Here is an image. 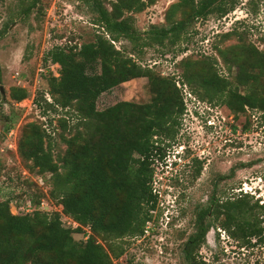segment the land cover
Listing matches in <instances>:
<instances>
[{
  "label": "trees",
  "instance_id": "obj_1",
  "mask_svg": "<svg viewBox=\"0 0 264 264\" xmlns=\"http://www.w3.org/2000/svg\"><path fill=\"white\" fill-rule=\"evenodd\" d=\"M76 1L91 14L98 31L89 42L55 46L46 53L45 62L57 65L58 75L49 74L47 93L34 98L39 109L62 112L57 122L63 148L54 154L50 136L34 122L21 128L16 143L19 160L28 171L47 177V198L61 209L41 212L40 199L34 196L28 201L30 212L12 215L8 200H0V264H112L124 254V239L143 236L156 207L153 163L162 161L165 148L175 141L184 105L174 76H163L141 62L150 49L180 46L196 21L222 18L234 6L233 0H177L165 9L162 23L141 32L132 14L154 0H107V6L104 0ZM14 2L19 20L35 9L41 12L36 8L40 0ZM242 35L232 30L220 36L238 40L216 50L226 76L219 74L215 58L205 56L185 57L175 66L181 84L196 99L224 106L233 119L246 110L264 116V50L245 43ZM141 78L151 96L148 103L120 101L97 110L101 94ZM9 96L19 102L27 91L13 87ZM251 199L243 193L219 202L212 193L195 211L193 231L181 250L183 262L205 264L196 252L215 223L240 248L250 245L251 238L264 243L258 226L264 208ZM61 215L76 227L64 228ZM73 234L84 239L75 241Z\"/></svg>",
  "mask_w": 264,
  "mask_h": 264
},
{
  "label": "rangeland",
  "instance_id": "obj_2",
  "mask_svg": "<svg viewBox=\"0 0 264 264\" xmlns=\"http://www.w3.org/2000/svg\"><path fill=\"white\" fill-rule=\"evenodd\" d=\"M176 1L154 0L132 14L135 27L143 32L150 24L162 23L165 9ZM233 2V9L222 18L209 16L196 21L180 46L150 49L141 62L163 76H174L184 112L175 141L165 148L163 160L153 163L156 207L151 211V220L143 236L124 239V254L112 264H185L181 250L193 231L195 211L212 193L215 200L223 202L247 192L251 200L258 198L264 208V116L246 110L233 119L224 106L196 99L181 84L175 67L182 58L205 56L215 58L219 74L226 76L216 50L238 43L232 36L221 40L222 34L232 30L242 33L245 43L264 50V0ZM14 4V0H0V200H8L12 215L30 212L28 201L34 196L40 199L41 212L59 213L61 207L47 198V177L42 179L27 170L16 155V143L21 128L34 122L45 128L54 154L63 148L57 122L62 112L44 111L34 104L38 94L47 93L48 75H58L57 65L45 62L44 57L52 47L91 41L98 29L85 6L76 0H40L36 8L41 12L35 9L25 20L16 17ZM103 4L107 6V0ZM6 23L10 24L5 29ZM13 87L25 88L27 97L12 101L9 92ZM150 97L146 79L130 80L101 94L96 108L102 110L120 101L144 104ZM44 100L51 102L48 95ZM43 105L41 102L44 108ZM196 171L198 175L194 177ZM60 218L64 228H73L70 219L62 215ZM258 226L264 236V209L259 210ZM73 239L82 241L84 236L73 234ZM254 241L251 238L250 245L240 248L215 223L196 256L205 264H264V243Z\"/></svg>",
  "mask_w": 264,
  "mask_h": 264
},
{
  "label": "clouds",
  "instance_id": "obj_3",
  "mask_svg": "<svg viewBox=\"0 0 264 264\" xmlns=\"http://www.w3.org/2000/svg\"><path fill=\"white\" fill-rule=\"evenodd\" d=\"M180 153H177V155H179ZM181 157V154H180V156H179V158ZM245 193H247V192H245ZM256 199H258V198H256ZM262 205H263V203H262Z\"/></svg>",
  "mask_w": 264,
  "mask_h": 264
},
{
  "label": "built area",
  "instance_id": "obj_4",
  "mask_svg": "<svg viewBox=\"0 0 264 264\" xmlns=\"http://www.w3.org/2000/svg\"><path fill=\"white\" fill-rule=\"evenodd\" d=\"M73 225H72V227L74 228V227H76V225L74 224V223H72Z\"/></svg>",
  "mask_w": 264,
  "mask_h": 264
},
{
  "label": "water",
  "instance_id": "obj_5",
  "mask_svg": "<svg viewBox=\"0 0 264 264\" xmlns=\"http://www.w3.org/2000/svg\"><path fill=\"white\" fill-rule=\"evenodd\" d=\"M0 93L3 94L1 87H0Z\"/></svg>",
  "mask_w": 264,
  "mask_h": 264
}]
</instances>
